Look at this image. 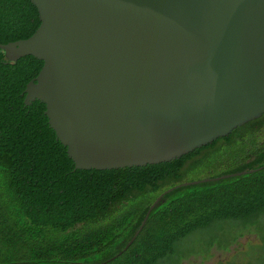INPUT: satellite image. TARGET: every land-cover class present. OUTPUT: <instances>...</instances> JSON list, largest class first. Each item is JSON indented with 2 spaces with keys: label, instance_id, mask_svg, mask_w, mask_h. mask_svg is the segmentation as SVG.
I'll return each instance as SVG.
<instances>
[{
  "label": "water",
  "instance_id": "1",
  "mask_svg": "<svg viewBox=\"0 0 264 264\" xmlns=\"http://www.w3.org/2000/svg\"><path fill=\"white\" fill-rule=\"evenodd\" d=\"M31 2L40 24L0 64L43 62L23 102L45 105L75 170L169 162L264 115V0Z\"/></svg>",
  "mask_w": 264,
  "mask_h": 264
},
{
  "label": "trees",
  "instance_id": "2",
  "mask_svg": "<svg viewBox=\"0 0 264 264\" xmlns=\"http://www.w3.org/2000/svg\"><path fill=\"white\" fill-rule=\"evenodd\" d=\"M39 24L31 0H0L1 44L29 38ZM42 66L32 56L0 64V264H177L178 244L193 231L223 220L247 229L264 214V168L176 187L203 171L264 167V115L169 162L75 170L45 105L23 102ZM174 187L128 246L151 204Z\"/></svg>",
  "mask_w": 264,
  "mask_h": 264
},
{
  "label": "rangeland",
  "instance_id": "3",
  "mask_svg": "<svg viewBox=\"0 0 264 264\" xmlns=\"http://www.w3.org/2000/svg\"><path fill=\"white\" fill-rule=\"evenodd\" d=\"M213 175L215 174L203 171L201 175H193L191 179L199 181L214 178L210 177ZM246 223H250V220ZM244 224V222L223 220L209 228L193 231L178 244L179 262L181 264H250L254 261L252 264H264V214L255 221V225L244 229ZM238 234L239 236L236 237ZM171 264L175 263L171 262Z\"/></svg>",
  "mask_w": 264,
  "mask_h": 264
}]
</instances>
